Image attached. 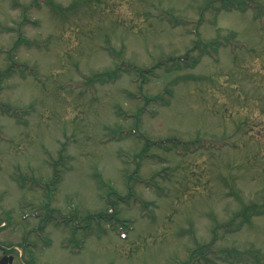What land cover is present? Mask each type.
Instances as JSON below:
<instances>
[{
	"label": "rangeland",
	"instance_id": "rangeland-1",
	"mask_svg": "<svg viewBox=\"0 0 264 264\" xmlns=\"http://www.w3.org/2000/svg\"><path fill=\"white\" fill-rule=\"evenodd\" d=\"M252 2L259 11L0 0V259L264 264V0ZM14 63L25 72L5 76ZM170 138L204 143H157ZM48 208L58 221L40 230ZM104 211L108 221L93 220Z\"/></svg>",
	"mask_w": 264,
	"mask_h": 264
},
{
	"label": "trees",
	"instance_id": "trees-1",
	"mask_svg": "<svg viewBox=\"0 0 264 264\" xmlns=\"http://www.w3.org/2000/svg\"><path fill=\"white\" fill-rule=\"evenodd\" d=\"M232 5H233V2H232V0H229V1H227L226 3H225V6L224 7H226V8H231L232 7ZM14 65H16L15 63L13 64V65H11L10 67H9V69H6L4 72H3V74L5 75V76H8V75H11L12 73L10 72V71H14ZM17 65H19V64H17ZM20 67H21V71L20 72H25V69H24V67H26V65H23V64H21V65H19ZM135 69V68H134ZM140 68L138 67V68H136L135 70H139ZM118 72V71H117ZM143 72V71H142ZM11 73V74H10ZM94 78H98L102 83H104V82H108V81H110L111 79H110V76L108 75H105V74H101V73H99V74H97ZM0 79H1V77H0ZM113 79H115V78H113ZM3 106H5L6 107V109H7V112H8V114L9 115H13V114H18V113H20L21 112V110H19L18 108H15V107H12V106H10V105H4V104H1V107H3ZM4 108V107H3ZM128 132L129 131H127V130H123L122 131V133H121V136H122V134H128ZM132 131H130V133H131ZM135 133H137V134H140L139 132H136V131H134ZM120 136V137H121ZM173 143H174V145H178V146H180L181 148H186L185 149V151L187 150V148L188 149H191V150H195L196 149V147H198L199 146V144H201V143H204L203 141H201L200 139H197V140H194V141H181V140H177V139H172L171 140ZM157 143H163V141H160V142H157ZM61 161V160H60ZM59 163H61V162H59ZM62 164H64V165H66L67 167H69L68 165H70V164H67L66 162H63ZM57 165V164H56ZM55 177L51 180V185H54L55 183H56V180H57V178H59V176H58V174H57V170L55 169ZM15 177H16V179L19 181L20 180V182L22 183V185H24V180H22L21 178L22 177H20V176H16L15 175ZM26 177V176H25ZM34 183H38L39 185L40 184H42V186H44L45 188H47L48 189V191H50L51 190V188H50V183H48V182H46V183H43V181H40V180H37V179H34ZM46 203V202H45ZM43 204V205H47L48 206V204ZM261 205H255L254 207H252V205H249V206H247L246 208H244L243 209V211L241 212V213H243V215H245V218L240 222V223H238V225H237V227L236 228H239L241 225H243V223L245 222V221H250L249 219H250V217H251V215H252V213H254L253 212V209H255V212H257V211H260V209H261ZM249 210H251L250 211V213L251 214H248L247 213V211H249ZM263 211H264V209H262ZM55 212H54V209L53 208H48L47 210H46V212L44 213V217L42 218V220H41V224H39V227H38V229H40V230H42L44 227H45V224H44V220H45V222H47L46 220H48V217H51V216H53V217H57V215L56 214H54ZM46 214H48V216H46ZM94 217H93V219L94 218H96V219H100V220H106V221H108V218L107 217H109L110 215L108 214V213H106L105 211L104 212H102V213H98L97 215L95 214V215H93ZM40 217H41V215H40ZM225 225H230V222H227V223H224V226ZM193 253H195V250H193ZM250 255H253V254H251L250 253ZM195 260H198L196 257H195V255H194V257H193ZM256 258L258 259V261H259V258H258V256H256ZM194 259H189V260H187V261H185V262H183L182 264H194L195 263V261H194ZM259 263L260 264H262L261 263V261H259Z\"/></svg>",
	"mask_w": 264,
	"mask_h": 264
},
{
	"label": "water",
	"instance_id": "water-1",
	"mask_svg": "<svg viewBox=\"0 0 264 264\" xmlns=\"http://www.w3.org/2000/svg\"><path fill=\"white\" fill-rule=\"evenodd\" d=\"M13 259H14L13 255L4 256L2 259H0V264H8L9 262L11 263Z\"/></svg>",
	"mask_w": 264,
	"mask_h": 264
}]
</instances>
